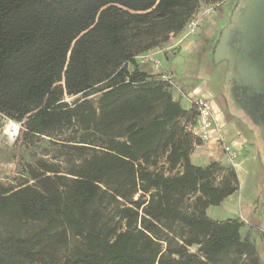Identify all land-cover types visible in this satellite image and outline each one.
<instances>
[{
	"label": "trees",
	"instance_id": "trees-1",
	"mask_svg": "<svg viewBox=\"0 0 264 264\" xmlns=\"http://www.w3.org/2000/svg\"><path fill=\"white\" fill-rule=\"evenodd\" d=\"M201 1L222 0H0V113L22 125V137L77 127L81 149H94L70 177L40 162L29 171L33 183L0 184V264L33 260L69 233L80 244L56 264H264L241 236L242 221L205 215L237 190L235 171L215 184L218 163L190 161L199 144L187 131L194 107L183 109L134 59L179 34ZM94 89L96 106L87 98ZM96 136L100 146L89 141ZM159 152L179 172L150 170ZM188 195L192 214L179 208ZM108 200L122 202L119 225L102 221ZM25 222L40 224L18 233ZM175 224L180 243L172 246Z\"/></svg>",
	"mask_w": 264,
	"mask_h": 264
},
{
	"label": "rangeland",
	"instance_id": "rangeland-1",
	"mask_svg": "<svg viewBox=\"0 0 264 264\" xmlns=\"http://www.w3.org/2000/svg\"><path fill=\"white\" fill-rule=\"evenodd\" d=\"M235 5L236 0H222L218 3H204L201 1L198 4L196 10L193 12V14H200V16L203 17L202 22H207L206 24L208 26L211 25V27L209 28H212L213 37L215 35L217 36L223 28H229L233 24L232 18L230 19V17L232 16ZM202 26L203 25L201 24L198 28L200 31L203 30ZM175 36L176 35L170 36L166 43L160 44L158 46L160 49L162 48V51H165L164 56L163 54H158L157 59L159 60V68L162 71L171 73V77L179 85L180 83L185 81L182 78V74L183 62L185 64L187 62L186 56L183 54L177 56H165L168 52H172V49L174 47L172 49H168V47L172 46L174 41H176ZM127 65L128 69L132 70L133 67L131 66V64L128 63ZM209 65L211 66H209V70H211V73L213 72L212 75H209L219 78L221 75L220 69H222V67H216L213 60H211V63H209ZM140 68L141 70L145 71L148 75H156L155 71L151 68L150 65L143 64ZM99 95L100 92L97 91V89H94L88 95L87 98L90 99L92 103L96 106ZM80 96V94L74 96L64 95V100L71 103ZM160 109L161 105L158 104L155 108L154 113L145 116L142 121L149 119L150 116L159 112ZM11 122L15 124L16 129L10 126ZM188 125H191L190 127L192 129V125L194 124L190 123ZM7 128L9 129V131L11 130L10 132H14L15 135H10L6 131ZM120 130L121 128L116 129L113 134L120 132ZM256 130L259 131L258 129ZM81 133L82 132L78 130L77 127H66L62 130L51 131L44 135L31 136L25 138L22 137V125L0 113V184L5 187H8L9 189H13L14 187L26 181H28L29 183H33V181L30 180L29 171L31 169L37 168L40 162L45 163L47 165H51L56 168L60 174H64L65 176L70 177L67 173L80 166L83 160L88 158L94 152V149L90 148L81 149L83 148L81 147L83 144L79 143L80 140H78L79 134ZM188 138L191 139L190 136ZM89 141H93L94 145H101L100 140L97 136L95 138L89 137ZM191 147L193 148V145ZM235 150L237 152V149ZM192 159L195 164L207 163V160H199L194 156ZM148 167L150 170L161 173L163 175H173L179 172L180 170V168L177 166L175 168H171L167 164L164 152H159V154L151 161ZM244 167L245 170L242 173L240 172L241 174L238 178L241 183L240 189L234 192V194L230 197V199L226 201L225 204V206H227V204L230 205L233 209L237 208L236 206L239 201H249L250 203H253L257 198L254 194V191H256L257 188L259 190H264V185H262L264 183V179H260V181L258 179H254L255 177L253 178L252 175H250V168L247 167V164ZM256 167H258L259 170L263 172L264 168L260 160H257ZM229 169L234 170L232 166L229 165H220L219 168L215 169L214 183H221L223 178L228 176ZM261 172L258 173L259 177L261 176ZM136 196L137 195H135L134 198H136ZM120 203L122 202L108 200L100 207L102 210L103 222L109 223L110 225H119V220L116 216V213L117 207L120 205ZM223 207L224 205H221L220 207H210V210H212L213 212L210 214L219 217V214L217 212ZM179 208L182 212L186 214H192L194 211V195L185 196L180 202ZM39 224L40 223L38 222H25L21 224L17 223L15 225V230L18 233H27L35 229ZM6 227L7 219H4L1 228L2 232L6 230ZM180 234V226L178 224L172 225L171 232L168 233V238L172 246L175 245V243H180ZM79 244V239L73 237L69 233L66 243L58 245L55 248H43L39 252L37 257L33 260H19L13 263L56 264L61 262L65 257L69 256L75 249V247ZM164 247L165 244L163 243L162 248ZM196 248L197 245H193L189 247L188 250L190 252H195Z\"/></svg>",
	"mask_w": 264,
	"mask_h": 264
},
{
	"label": "crops",
	"instance_id": "crops-1",
	"mask_svg": "<svg viewBox=\"0 0 264 264\" xmlns=\"http://www.w3.org/2000/svg\"><path fill=\"white\" fill-rule=\"evenodd\" d=\"M206 23L202 22L203 30L198 29L193 35L185 37L183 32L177 34L175 36L176 41L168 47V49L174 47L172 52L165 55L167 57L183 54L186 56L187 61L186 64L183 62L182 78L185 81L178 85L173 80L174 84L168 87L172 99L178 101L183 109L188 110L192 106V100L195 96H204L212 104L217 126L219 127V131L212 134L213 139L205 144L193 145L189 153V159L193 164H195L192 159L193 156L199 160H207L205 164H195L199 166L208 165L211 162L232 166L237 179L245 170L244 166L247 164V167L250 168V175L259 181L260 179L263 180L264 170L261 172L256 167V162L260 160L264 168V139L260 137L259 131L248 122L242 112L231 106L227 97L228 86L231 85L230 78L234 76L235 79H239V68L242 67L235 60L239 58L237 56L239 49L232 46L233 40L231 37L234 26L223 28L217 36L212 37V28H209L211 25L208 26ZM164 51L161 53L163 56ZM211 60L214 61L216 67H222L219 78L209 75L213 74L209 70ZM135 63L142 72L145 71L141 70L140 67L143 64L149 65L146 62H139L137 59H135ZM190 126H187L188 130L191 129ZM217 135L222 136L225 143L237 149L238 156L234 161L230 162L222 153L220 145L214 140ZM260 172L261 176L259 177L258 173ZM240 184L238 180V188L234 192L240 189ZM234 192L224 198L219 205H216L217 207L224 205L217 212L219 217L210 214L213 213L210 210L212 206L205 209V215L216 221L226 219L243 220L240 234L254 245L260 263H264V233L261 231L264 228V190L257 188L254 191L257 197L255 201L253 203L239 201L236 209L228 204L225 206L226 201L230 199Z\"/></svg>",
	"mask_w": 264,
	"mask_h": 264
},
{
	"label": "flooded vegetation",
	"instance_id": "flooded-vegetation-1",
	"mask_svg": "<svg viewBox=\"0 0 264 264\" xmlns=\"http://www.w3.org/2000/svg\"><path fill=\"white\" fill-rule=\"evenodd\" d=\"M231 18L234 59L242 67L239 79L230 78L227 97L264 139V0H236Z\"/></svg>",
	"mask_w": 264,
	"mask_h": 264
},
{
	"label": "built area",
	"instance_id": "built-area-1",
	"mask_svg": "<svg viewBox=\"0 0 264 264\" xmlns=\"http://www.w3.org/2000/svg\"><path fill=\"white\" fill-rule=\"evenodd\" d=\"M202 20L203 17H201L200 14H193L192 16H190L182 29V31L184 32L183 36L186 37L189 35H193L198 30L199 26L202 23ZM161 53L162 50L159 47H156L140 53L134 58L139 62L148 63L155 71L157 79L164 81L169 86H171L173 84L171 73L162 71L159 68V60L157 59V55ZM192 107H194L195 109V124L191 129V133L195 138V143L205 144L206 142L213 139L212 134L219 131L212 104L204 96H195L192 100ZM12 124L13 122H11V126ZM214 140L215 142H218L222 153L230 162L234 161L237 158L236 150L229 144L225 143V140L222 136L217 135L215 136ZM241 221L244 222L243 220ZM261 231L264 233V228Z\"/></svg>",
	"mask_w": 264,
	"mask_h": 264
},
{
	"label": "bare ground",
	"instance_id": "bare-ground-1",
	"mask_svg": "<svg viewBox=\"0 0 264 264\" xmlns=\"http://www.w3.org/2000/svg\"><path fill=\"white\" fill-rule=\"evenodd\" d=\"M10 125V124H9ZM11 126V125H10ZM13 128L16 129V127L14 126V124H12ZM6 131L10 134V135H15L14 132H10L9 129L7 128Z\"/></svg>",
	"mask_w": 264,
	"mask_h": 264
}]
</instances>
